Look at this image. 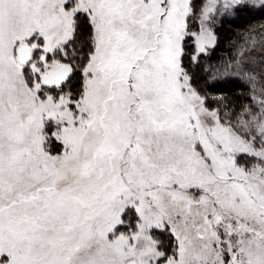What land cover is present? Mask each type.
I'll return each mask as SVG.
<instances>
[{
  "label": "snow or ice",
  "instance_id": "snow-or-ice-1",
  "mask_svg": "<svg viewBox=\"0 0 264 264\" xmlns=\"http://www.w3.org/2000/svg\"><path fill=\"white\" fill-rule=\"evenodd\" d=\"M244 17L264 0H0V264H264V23L202 62Z\"/></svg>",
  "mask_w": 264,
  "mask_h": 264
},
{
  "label": "trees",
  "instance_id": "trees-1",
  "mask_svg": "<svg viewBox=\"0 0 264 264\" xmlns=\"http://www.w3.org/2000/svg\"><path fill=\"white\" fill-rule=\"evenodd\" d=\"M254 23H264L260 17L253 20L251 17H244L239 20L226 19L223 22H218L216 27V33L218 36V42L215 46V50L211 53L210 59H205L202 62L204 64H217L221 60L231 59L236 51V47L242 43L241 34ZM204 73H198L197 84L201 88H205L211 95L216 97H226L224 103L228 105L224 108L226 112H232L235 110L239 113L242 108L251 103L248 99L249 88L245 82L240 80H229L218 84L215 88H209L204 79L201 77ZM215 106V105H214Z\"/></svg>",
  "mask_w": 264,
  "mask_h": 264
}]
</instances>
